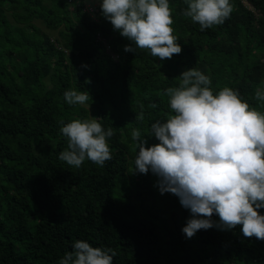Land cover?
I'll return each instance as SVG.
<instances>
[{
    "label": "trees",
    "instance_id": "1",
    "mask_svg": "<svg viewBox=\"0 0 264 264\" xmlns=\"http://www.w3.org/2000/svg\"><path fill=\"white\" fill-rule=\"evenodd\" d=\"M247 1L255 12L230 0V17L201 31L182 15L185 0H169L182 52L160 60L148 50L125 52L130 41L99 3L91 16L66 0H0V264H58L75 240L113 249V264H264V240L244 237L239 225L187 238L189 210L160 194L151 171L132 172V129L146 147L159 143L150 125L174 114L164 90L178 87L184 70L198 69L214 93L230 87L264 113L254 96L264 87V0ZM69 89L90 100L69 105ZM140 112L143 121L135 119ZM89 115L113 128L112 158L76 168L59 159L67 148L60 122Z\"/></svg>",
    "mask_w": 264,
    "mask_h": 264
},
{
    "label": "clouds",
    "instance_id": "2",
    "mask_svg": "<svg viewBox=\"0 0 264 264\" xmlns=\"http://www.w3.org/2000/svg\"><path fill=\"white\" fill-rule=\"evenodd\" d=\"M185 3L182 15L198 23L201 31L223 24L234 10L230 0ZM99 8L113 30L130 41L125 52L148 50L160 60L182 52L171 27L169 0H102ZM179 77L178 87L164 90L174 114L150 125V134L159 143L146 147L141 132L131 131L136 150L132 172L151 171L158 177L156 187L161 195L167 192L179 198L190 212L182 228L187 238L201 229L231 230L239 225L244 237L264 240V215L259 212L264 208V113L230 87L214 93L210 77L198 69L184 70ZM63 96L69 105H85L90 100L87 91L75 89L66 90ZM254 96L264 101V87ZM135 119L143 121V112ZM60 123V132L67 138L60 160L76 168L86 159L101 167L111 160L108 138L114 135L112 127L105 129L90 115ZM214 214L218 222L212 220ZM115 255L111 248L75 240L58 264H113Z\"/></svg>",
    "mask_w": 264,
    "mask_h": 264
},
{
    "label": "built area",
    "instance_id": "3",
    "mask_svg": "<svg viewBox=\"0 0 264 264\" xmlns=\"http://www.w3.org/2000/svg\"><path fill=\"white\" fill-rule=\"evenodd\" d=\"M66 1H67V4H68L70 10H73V8H74L75 6H78V7H81V8H82L83 12H85V13H87V14L93 16V13H94V11H95V10H94V6H95V5H92V4H89V3H87V2H84V0H66ZM82 2H83V3H82ZM241 3H242L247 9H249V10L255 12V9L253 8V6H252L247 0H241ZM80 4H81L82 6H81ZM96 40H97V41H100V42L103 43V45L105 46L106 52H107V53H108V54H109L114 60L117 59L118 56L115 55V54L112 52V50H111L110 46L108 45L106 39H104L100 34H97V36H96Z\"/></svg>",
    "mask_w": 264,
    "mask_h": 264
},
{
    "label": "rangeland",
    "instance_id": "4",
    "mask_svg": "<svg viewBox=\"0 0 264 264\" xmlns=\"http://www.w3.org/2000/svg\"><path fill=\"white\" fill-rule=\"evenodd\" d=\"M100 2H102V0H87V3L92 4V5H97V4L100 3ZM40 28H41L42 30H45V29L43 28V26H40ZM45 31H47V30H45ZM153 219H154V218H153ZM154 220H155V219H154ZM155 224L158 226L159 231H161V233H162V231H164V225H163V223H162L161 218L157 219Z\"/></svg>",
    "mask_w": 264,
    "mask_h": 264
}]
</instances>
